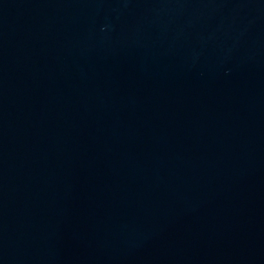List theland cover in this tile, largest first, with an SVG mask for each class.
<instances>
[{"label": "water", "instance_id": "water-1", "mask_svg": "<svg viewBox=\"0 0 264 264\" xmlns=\"http://www.w3.org/2000/svg\"><path fill=\"white\" fill-rule=\"evenodd\" d=\"M0 264H264V0H0Z\"/></svg>", "mask_w": 264, "mask_h": 264}]
</instances>
